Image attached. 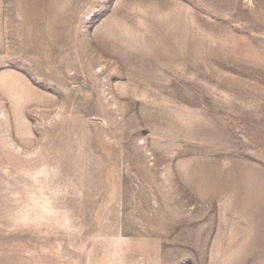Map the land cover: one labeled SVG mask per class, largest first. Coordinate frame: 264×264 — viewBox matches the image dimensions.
<instances>
[{"label":"rangeland","instance_id":"rangeland-1","mask_svg":"<svg viewBox=\"0 0 264 264\" xmlns=\"http://www.w3.org/2000/svg\"><path fill=\"white\" fill-rule=\"evenodd\" d=\"M0 264H264V0H0Z\"/></svg>","mask_w":264,"mask_h":264}]
</instances>
